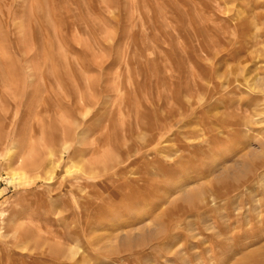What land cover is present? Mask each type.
<instances>
[{"label": "rangeland", "instance_id": "rangeland-1", "mask_svg": "<svg viewBox=\"0 0 264 264\" xmlns=\"http://www.w3.org/2000/svg\"><path fill=\"white\" fill-rule=\"evenodd\" d=\"M0 264H264V0H0Z\"/></svg>", "mask_w": 264, "mask_h": 264}, {"label": "bare ground", "instance_id": "bare-ground-1", "mask_svg": "<svg viewBox=\"0 0 264 264\" xmlns=\"http://www.w3.org/2000/svg\"><path fill=\"white\" fill-rule=\"evenodd\" d=\"M206 25V24H205Z\"/></svg>", "mask_w": 264, "mask_h": 264}]
</instances>
